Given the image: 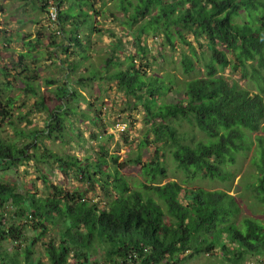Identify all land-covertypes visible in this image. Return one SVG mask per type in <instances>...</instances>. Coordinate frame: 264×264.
Wrapping results in <instances>:
<instances>
[{
  "label": "trees",
  "instance_id": "trees-1",
  "mask_svg": "<svg viewBox=\"0 0 264 264\" xmlns=\"http://www.w3.org/2000/svg\"><path fill=\"white\" fill-rule=\"evenodd\" d=\"M21 1H29L32 9L46 14L48 0ZM112 1L124 16L120 24L135 26L128 32L134 53H126L121 37L115 36L104 72L94 70L76 81L82 87L91 85L105 73L132 110L142 108L147 129L138 151L119 162V154L110 153L106 144L114 136L103 122L105 106L99 109L96 102H87L67 81L68 74L88 57L82 52L90 44L89 35L103 33L95 20L104 11L106 0H55L56 26L61 32L56 34L47 24L52 38L49 51L50 57L55 53L66 65L67 71L61 75L67 79L59 82L45 78L46 88L39 93L37 68L24 62L26 57L34 59L32 49L42 37L38 30L36 38L25 42L32 49L19 53L21 70L17 75L22 76L24 92L35 98L28 112H46L45 126L17 129L13 120L17 96L3 95L13 87L7 80L0 88V127L9 123L16 136L0 135V171L8 172L31 159L38 168L41 163H55L59 172L72 174L86 188L64 190L44 172L42 181L52 188L47 194H40L35 184L27 189L0 180V264H17L9 262L2 242L9 240L16 251L24 248L28 263L32 245L42 236L47 237L43 248L50 264H180L186 253L218 256L224 264H240L247 259L245 253L264 256V218L240 217L239 195L186 185L197 177L227 182L236 173L230 166L239 155L250 152L253 169L242 188L250 192L264 214V136L259 134L263 130L264 99L259 92H251L223 74L228 68L242 78H249L251 73L252 81L264 80V0ZM7 2L0 0L1 14ZM87 20L89 30L82 33ZM145 36H151L159 57H164L163 47L182 48L180 64L185 75L197 71V64L203 61L204 73L182 81L183 95L175 102L162 101L172 90L173 81L148 73L157 56L149 54ZM20 39L23 41L25 35ZM11 63L1 71L7 78L10 70L18 67L15 61ZM110 65L119 67L110 71ZM21 114L18 118L25 119ZM80 120L93 126L89 140L99 141L98 149L89 153L84 148L86 154L79 157L59 154L44 144V139L66 129L65 122L81 144L84 134L74 123ZM27 122L34 124L31 119ZM183 123L196 128L201 136L189 137L188 131L179 128ZM122 135L127 141L126 132ZM149 146L153 155L143 160L141 149ZM166 146L185 175L182 182L162 183L167 174L162 153ZM128 165L139 167L141 188L131 187L122 174ZM87 191H98V196L89 198ZM27 228L37 233L20 246Z\"/></svg>",
  "mask_w": 264,
  "mask_h": 264
},
{
  "label": "rangeland",
  "instance_id": "rangeland-1",
  "mask_svg": "<svg viewBox=\"0 0 264 264\" xmlns=\"http://www.w3.org/2000/svg\"><path fill=\"white\" fill-rule=\"evenodd\" d=\"M13 2L14 3L11 4V7H8V14H5L6 16L0 12V28L3 30L6 29L7 31L14 30L15 28H19L15 24V21L18 19H24V23H22L24 28L23 33H28L29 35L26 36L25 41L22 42L14 39L7 41L8 36L6 34L4 35V33L0 30V88L5 86L7 80L11 81L13 84V87L6 90L3 95L13 97L17 96L13 106L15 112L13 120L17 129L28 131L29 129L35 127L43 128L45 126L44 120L47 117L46 112L44 111L36 110L34 112H28L35 98L24 92L21 88L22 76L19 77L17 75V72L21 70V67H19L20 65H18L19 53H25L27 50L32 49V46H27L24 42L36 38L40 34H38V31L36 30L39 28V31H41L40 36L42 35V37L40 41H38L39 45L35 49H32L34 59L27 57L24 59V62L37 68L36 73L38 74L39 79L36 81L35 85L38 86L39 93H42L46 88V83L44 81L45 78H52L54 80L59 79V82H61L62 79L64 80V78H68L67 81L82 92L87 102H96V107L99 109L103 105L105 106L103 107V110L105 111L103 122L105 123V126H107L108 132L112 133L114 136L111 141L106 143L109 148V152L119 154V162H123L124 159L134 156L138 151V143L147 129L142 120V108L138 106V109L133 108L134 110H132L131 105H128L125 101L123 92L119 91L115 87V83L112 80L106 78L105 73L102 75L103 79H100L99 82H92L91 85H84L83 87L80 84L78 85L76 80L78 76H88V74L92 73L94 70H102L101 72H104L103 66L105 65V60L110 56V48L112 42L115 41V36L121 37L122 48L125 49L126 53H134L132 37L131 34H128V32H131L135 26L127 27L124 25L123 27L119 22V20L124 18L122 12L120 10H116L112 0H106L107 5L103 7L104 11H102V14L95 20L96 26L101 28L103 33L95 32L89 35L90 44L87 49L82 52L86 53V56L88 57L81 61L79 69L74 72H70L68 74L69 76L66 78L61 75L67 71L66 65L62 63V59L60 60V57L55 53L52 54L53 58L50 57L49 50L51 49L50 42L52 41V38L48 36L50 30L47 27L46 14L42 13L38 9H32V4L29 3V1H27V4L24 1L18 2V0H13ZM99 5L100 3L98 6ZM81 29L82 33L88 32L89 20L85 22ZM110 32H113L114 35L111 36ZM82 37L84 38V35ZM145 37L146 44L150 47L149 54L151 56H157L158 48L155 44H153L151 36ZM184 48L185 50L187 49L186 47ZM72 50L74 49L72 48ZM181 50L182 48L171 50L169 47H163L164 57L157 56V59H155L156 61H153L152 68H150L148 72L150 74H157L158 76L163 77L166 81H168V79L173 81L172 90L168 91L162 98V101L164 102H175L178 98L182 97V81L192 76H200L204 73L202 64L203 61L201 60L197 64V68H199L197 71L190 75H185L180 64ZM197 50L200 52L199 47ZM12 61H15L18 67L15 68L17 70H10L11 74L7 78L1 71L3 70V67L9 68L12 65ZM114 67L118 68L119 66L110 65L109 70H113ZM223 74L236 80L241 87H244L251 92H259L264 99V80L262 82L259 80L252 81L251 73L249 78H242L239 73H232L228 68L224 70ZM55 84L51 85L52 88ZM100 84L101 86H99ZM97 97H100L99 100H96ZM103 102L105 104H102ZM72 105H75V103H72ZM81 108H86V102L82 103ZM21 113L24 114L23 116H26L25 119L20 120L18 118L19 116H22ZM28 119H31L34 123L32 126L27 122ZM65 123L67 127L62 133L55 132L50 139H44V144L49 149L62 155L76 154L79 157L86 154L84 148H87L89 153L92 149H98L99 141L89 140V131L93 130V126L86 122V120L74 122L75 126H78L84 134L85 141L81 140V144L84 147L81 144H78V137L68 128V123ZM118 123L124 125L125 129L123 131H119L116 127V124ZM262 126L263 130L259 132V134L264 136V121ZM179 128L181 130L188 131L189 137L191 135H195L196 137L201 136V132H199L196 128L190 127L186 123H183ZM14 130L15 128H13L9 123H1L0 135L7 138H15L16 134L14 133ZM122 132H126L127 141L124 139ZM86 141H88V143H86ZM141 152L143 160H146L148 156L153 155V147L149 146L147 148H142ZM162 153L163 163L167 171L166 177L162 179V183L171 180L182 182L185 175L176 167L167 146ZM39 166L40 168H38L37 164L32 159L28 160L8 172L0 171V180L18 186L19 188L27 189L31 188L30 186H32V184H35L39 189L40 194H47L52 191V188L43 183L41 174L44 172L47 174L50 181H53L54 184L61 185L64 190L72 191L78 188L85 190L86 188V186L79 183L72 174L65 176L63 173L59 172L55 163H52V165L41 163ZM230 168L234 169L236 173L235 176L227 182L197 177L192 179L190 183L186 185L202 186L208 189H224L230 194L239 195L241 197L240 217H255L263 220L264 214L260 212L261 205L256 204V201L253 199L250 192L245 191L242 188V184L245 182V177H248L253 169L250 164V152L239 155L236 162L231 165ZM122 174L126 177L131 187L141 188L139 183L143 181V178L141 177L140 169L137 165H128L122 170ZM85 196L89 198L97 197L98 191H87L85 192ZM27 229V237L20 242V246L26 244L28 241L27 239H32L37 233L33 232L30 228ZM46 239V236H42L34 242L31 247L32 253L28 263H25L26 252L24 248L16 251L14 244L9 240H5L2 244L10 255V263L38 264L40 262V264H50L43 248V241ZM189 254L190 253H186L184 255L185 260L180 264H224L218 256H207L205 254L192 256ZM255 256H252L249 253L244 254L245 258Z\"/></svg>",
  "mask_w": 264,
  "mask_h": 264
},
{
  "label": "built area",
  "instance_id": "built-area-1",
  "mask_svg": "<svg viewBox=\"0 0 264 264\" xmlns=\"http://www.w3.org/2000/svg\"><path fill=\"white\" fill-rule=\"evenodd\" d=\"M46 9H47L46 11L47 24L51 26L52 30L56 34H60L61 30L58 29V27L56 26L58 6L54 2V0L47 1ZM116 127L118 128L119 131H123L125 129L124 125L121 123L116 124ZM240 264H264V256H255V257L247 258Z\"/></svg>",
  "mask_w": 264,
  "mask_h": 264
},
{
  "label": "crops",
  "instance_id": "crops-1",
  "mask_svg": "<svg viewBox=\"0 0 264 264\" xmlns=\"http://www.w3.org/2000/svg\"><path fill=\"white\" fill-rule=\"evenodd\" d=\"M19 1H21V0H18V2ZM14 2H13V0H8V2H7V6L5 7V11H4V13H3V15H5V14H7V10H8V7L10 6L11 7V4H13ZM6 16V15H5ZM22 23H24V19H18V20H16L15 21V24L19 27V28H15L14 30H10V31H7L6 29V31L8 32L6 35H9V37H10V39L9 40H12V39H14V40H16V41H21L22 42V40L20 39L21 38V36L23 35H25V38H26V33H23L24 32V28H23V26H22ZM21 26V27H20ZM1 27V26H0ZM37 31L39 30V28H37L36 29ZM5 35V34H4ZM29 34L27 33V36H28ZM8 40V38H7V41H9ZM23 41H25V39L23 40ZM25 43V42H24Z\"/></svg>",
  "mask_w": 264,
  "mask_h": 264
}]
</instances>
